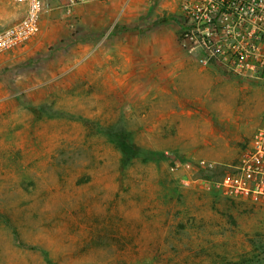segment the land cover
Returning <instances> with one entry per match:
<instances>
[{"label":"rangeland","instance_id":"374dc122","mask_svg":"<svg viewBox=\"0 0 264 264\" xmlns=\"http://www.w3.org/2000/svg\"><path fill=\"white\" fill-rule=\"evenodd\" d=\"M181 1L48 0L0 57V264H264V203L170 169L168 152L220 178L264 121V83L181 45ZM22 14L3 2L0 27ZM120 128L142 149L125 167Z\"/></svg>","mask_w":264,"mask_h":264},{"label":"built area","instance_id":"2783aa9c","mask_svg":"<svg viewBox=\"0 0 264 264\" xmlns=\"http://www.w3.org/2000/svg\"><path fill=\"white\" fill-rule=\"evenodd\" d=\"M23 10L18 19L0 27V57L33 40L41 30L48 0H0ZM106 0H65L74 6ZM179 40L188 54L228 75L264 83V0H182L178 7ZM172 172L183 185L201 181L203 188L222 195L264 203V121L239 157L238 164L220 178H192L214 163L186 160L168 152ZM192 173V174H191Z\"/></svg>","mask_w":264,"mask_h":264},{"label":"trees","instance_id":"16d2710c","mask_svg":"<svg viewBox=\"0 0 264 264\" xmlns=\"http://www.w3.org/2000/svg\"><path fill=\"white\" fill-rule=\"evenodd\" d=\"M35 113H37L38 109L36 107H30ZM111 141H113L121 150L122 157L121 163L122 166L125 167L132 163L137 157H139L142 153V149L139 145H137L132 139L130 134L125 131L123 128L118 129L117 131L107 132ZM47 256L48 264H58L54 262L51 258Z\"/></svg>","mask_w":264,"mask_h":264},{"label":"crops","instance_id":"0c3cea01","mask_svg":"<svg viewBox=\"0 0 264 264\" xmlns=\"http://www.w3.org/2000/svg\"><path fill=\"white\" fill-rule=\"evenodd\" d=\"M179 64H182L181 61H179ZM180 72H177V74H179Z\"/></svg>","mask_w":264,"mask_h":264}]
</instances>
